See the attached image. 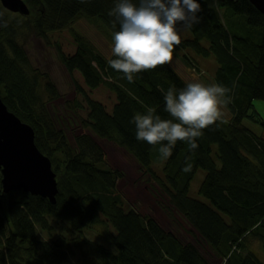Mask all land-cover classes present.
Segmentation results:
<instances>
[{
	"label": "trees",
	"instance_id": "1",
	"mask_svg": "<svg viewBox=\"0 0 264 264\" xmlns=\"http://www.w3.org/2000/svg\"><path fill=\"white\" fill-rule=\"evenodd\" d=\"M23 1L30 9L28 16L11 13L0 4V95L9 111L33 128L36 146L52 162L59 193L52 205L23 191L4 194L1 186L0 264H87L83 258L89 244L94 246L88 264H263L248 242L259 241L264 254V119L254 107L256 100L264 102V15L249 0H199L205 11L198 13L200 23L188 30L190 36H183L177 26L180 43L173 53L189 51L216 59L215 84L229 89L222 99L230 116L202 130L197 149L177 141L171 155L161 160L160 145L138 141L132 120L149 107L162 119H171L164 110L162 90L179 89L167 70L169 64L135 73L130 83L110 67L116 59L113 54L107 58L73 28L80 21L89 22L113 45L119 23L113 26L115 18L109 12L117 0ZM66 30L77 46L72 57L51 39V34ZM35 37L57 51L80 92L75 71L88 87L102 85L114 93L111 113L102 103L87 99L88 120H82V127L133 157L143 177L191 226L193 241L166 231L134 206L126 211V198L116 192L125 172L99 167L101 148L91 143L90 150H82L85 136H81L74 149L55 127L38 80L46 79L44 91L52 101L59 94L46 74L29 71L25 46ZM182 57L200 73L193 57ZM245 120L262 126L263 133H254ZM234 130L239 132L238 146L232 142ZM94 147L95 160L89 154ZM186 162L191 164L188 172L183 171ZM199 170L206 172L198 189L204 200L189 196ZM105 224L116 231L107 246L87 239L95 226Z\"/></svg>",
	"mask_w": 264,
	"mask_h": 264
},
{
	"label": "rangeland",
	"instance_id": "2",
	"mask_svg": "<svg viewBox=\"0 0 264 264\" xmlns=\"http://www.w3.org/2000/svg\"><path fill=\"white\" fill-rule=\"evenodd\" d=\"M202 4L203 3L200 4L201 10L199 13L205 11ZM88 23L89 22L83 20L75 24L73 28L78 34L84 35L90 39L107 58H110L113 54V45L103 38L95 27L90 26ZM178 25L183 36L189 37V31L185 30L182 25ZM51 39L53 43H57L61 46V50L66 56L72 57L75 55L77 46L74 42V37L69 31L66 30L53 33L51 34ZM25 49L31 65L29 71L35 74L38 72L46 74L59 94V98L52 101L49 94L44 91L46 79L40 78L38 80L41 85L39 92L43 95L45 109L50 114L49 119L54 122L58 130L65 133L72 148L77 149L79 145L76 139L85 136V140L80 141L82 150H90L91 143H95L96 147L101 148L104 157L103 163L98 164L99 167H109L125 172L126 176L123 180L118 182L116 192L121 193L126 198L127 203L124 201L126 211L134 206V208H137L141 213L152 216L166 229V231L172 232L183 241H193V236L189 232L192 231L191 226L177 210L169 205L167 197L159 192V188L148 181L147 178L143 177L140 166L133 157L118 145L99 139L90 131L91 129L89 127H82V120H88L89 108L87 99L102 103L106 107V110L111 113L116 104V96L114 93L102 85L96 88L88 87L82 74L79 71H75L74 77L78 85L83 89V91L80 92L76 88L67 69L60 62L57 51L52 46H47L39 38H30ZM184 54L193 57L192 60L196 61L199 65L200 73L184 61L182 57ZM217 68L218 64L213 56L206 58L198 56L194 52L182 51L173 53V59L171 63H169V68L167 70L173 77L178 89H182L184 85L192 82H200L205 85L215 84ZM254 107L264 119V102L256 100L254 102ZM220 111L221 118L225 117L227 119L230 116L228 109L223 103L220 106ZM244 123L254 133L258 135L263 133L262 126L248 120H245ZM238 133L237 130H234L232 135V142L234 145L236 142L237 146L238 143L235 136ZM89 140L92 142H89ZM96 147L93 148V152L89 153L90 157L94 158V160L98 157ZM205 174L206 172L204 170L198 171L190 186V197L204 200V198L199 196L198 189ZM115 234L116 231L109 224H105L104 226L97 225L89 232L87 239L107 246L110 239L112 236H115ZM93 246V244L86 245L87 252L84 251L85 256L83 259H85L87 264L88 257L93 256ZM91 247L92 251L90 250ZM248 247L254 253L260 255L258 258L261 263L264 264L261 260L264 254L262 253V246L259 241L251 240L248 242Z\"/></svg>",
	"mask_w": 264,
	"mask_h": 264
},
{
	"label": "clouds",
	"instance_id": "3",
	"mask_svg": "<svg viewBox=\"0 0 264 264\" xmlns=\"http://www.w3.org/2000/svg\"><path fill=\"white\" fill-rule=\"evenodd\" d=\"M198 0H117L109 12L119 23L113 34L112 53L116 57L110 67L121 72L131 83L135 73L171 63L174 46L180 43L177 26L189 30L200 23ZM229 91L220 84L188 83L177 90L163 91L165 111L171 119H162L149 107L134 115L136 139L150 145H160L161 160L167 159L177 141H184L189 150L197 149L196 140L202 130L216 123L221 116L220 106ZM162 142H167L166 144ZM186 162L183 171H190Z\"/></svg>",
	"mask_w": 264,
	"mask_h": 264
},
{
	"label": "water",
	"instance_id": "4",
	"mask_svg": "<svg viewBox=\"0 0 264 264\" xmlns=\"http://www.w3.org/2000/svg\"><path fill=\"white\" fill-rule=\"evenodd\" d=\"M264 15V0H249ZM15 14L30 15L23 0H0ZM0 173L4 194L23 191L57 203L59 187L51 160L35 144L33 128L9 111L0 95Z\"/></svg>",
	"mask_w": 264,
	"mask_h": 264
}]
</instances>
